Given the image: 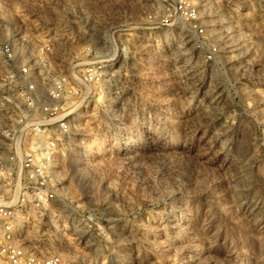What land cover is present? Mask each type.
<instances>
[{
    "label": "rangeland",
    "instance_id": "1",
    "mask_svg": "<svg viewBox=\"0 0 264 264\" xmlns=\"http://www.w3.org/2000/svg\"><path fill=\"white\" fill-rule=\"evenodd\" d=\"M10 41L0 137L25 107L12 67L46 99L104 65L60 136V199L34 244L67 264H264V0H0Z\"/></svg>",
    "mask_w": 264,
    "mask_h": 264
},
{
    "label": "built area",
    "instance_id": "2",
    "mask_svg": "<svg viewBox=\"0 0 264 264\" xmlns=\"http://www.w3.org/2000/svg\"><path fill=\"white\" fill-rule=\"evenodd\" d=\"M179 11L195 21L196 8L188 2H182ZM171 20L167 16L161 21L170 25ZM193 25L203 36L204 29ZM0 57L11 65L15 43L0 44ZM103 67L93 64L74 69L71 78L53 84L46 99L38 97L28 66L8 72V84L22 86L25 107L18 124L0 137V264H67L60 255L34 244L30 232L44 221V215H54L52 207L60 199V136L70 133L72 113L95 97Z\"/></svg>",
    "mask_w": 264,
    "mask_h": 264
}]
</instances>
